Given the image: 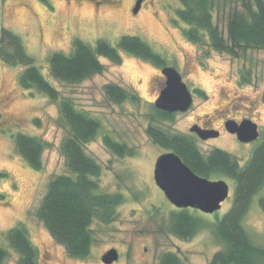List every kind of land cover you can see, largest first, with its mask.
Masks as SVG:
<instances>
[{
    "label": "rangeland",
    "instance_id": "rangeland-1",
    "mask_svg": "<svg viewBox=\"0 0 264 264\" xmlns=\"http://www.w3.org/2000/svg\"><path fill=\"white\" fill-rule=\"evenodd\" d=\"M137 1L0 0V27L21 36L35 65L62 98H71L78 108L101 121L102 132L85 148L102 165L101 190L125 195L111 222H93L90 255L69 256L36 214L51 178L68 172L62 152L68 126L56 101L20 86L19 75L25 66L8 64L0 56V172L7 173L0 180V243L10 251L5 264H18V254L8 245L6 233L19 224L27 228L38 249L39 264H105L102 257L113 248L119 259L112 264H156L167 251L178 253L183 264H209L222 248L213 229L206 225L190 239L170 232V214L177 207L154 178L156 160L166 150L153 141L147 129L155 125L170 133L192 135L204 154L222 148L245 165L264 132V49H250L233 57L214 50L207 36L201 44L194 43L185 36L187 25L176 14L180 0H143L135 13ZM236 1L216 0L214 20L224 30ZM123 35L141 37L166 60V66L179 70L193 93L189 110L177 112L172 120H157L155 101L166 84L163 67L125 51L119 64L100 57L104 71L79 83L50 75L48 57L54 51L70 53L76 37L92 46L99 38L117 46ZM245 74L249 77L246 82ZM109 83L123 87L135 100H110L104 90ZM243 117L259 124V139L241 142L222 123L223 118ZM195 123H206L222 133L202 140L191 131ZM19 132L39 136L47 143L42 169H33L17 152L13 136ZM106 134L133 149V154L122 157L113 153L103 142ZM216 179L229 183L230 194L214 213L196 210L210 223L218 222L233 203L234 181L225 176ZM262 195L264 188L255 195L244 224L254 243L264 247Z\"/></svg>",
    "mask_w": 264,
    "mask_h": 264
},
{
    "label": "trees",
    "instance_id": "trees-1",
    "mask_svg": "<svg viewBox=\"0 0 264 264\" xmlns=\"http://www.w3.org/2000/svg\"><path fill=\"white\" fill-rule=\"evenodd\" d=\"M180 3L176 14L187 25L184 34L190 41L201 44L207 36L214 50L233 57L250 49H264V0H237L228 15L226 30L214 20L216 0H180ZM123 51L157 66H166V60L136 35L121 36L117 46L104 38H99L92 46L76 37L70 53L54 51L48 57L50 75L59 81L79 83L104 71L100 57L119 64ZM0 56L8 64L25 66L19 75L22 88L36 89L59 105L61 119L68 126V135L62 142L68 172L51 178L36 214L69 256L88 257L94 243L93 222H111L117 207L125 200L123 193L101 190L102 165L85 148L100 135L102 123L78 108L71 98H62L43 70L35 65L21 36L6 27H0ZM243 80L246 82L249 77L245 74ZM104 90L116 103L135 100V95L114 83L106 84ZM155 111L157 120H172L175 115L156 108ZM35 121L39 123V119ZM147 132L158 146L176 152L197 174L212 180L225 176L235 183L232 206L218 222L206 221L193 208H175L170 214V232L181 239H190L199 229L209 226L222 244L209 264H264V247L254 243L244 224L255 195L264 188V132L243 166L237 156L222 148L216 147L204 154L192 135L170 133L155 125H150ZM13 137L20 156L33 169H42L47 143L39 136L23 132ZM103 142L122 157L134 152L108 134L103 136ZM6 177L7 173L0 172V180ZM259 205L264 212V195L259 197ZM6 240L18 254V264H39V251L25 226L11 227ZM9 254L8 248L0 243V264H5ZM156 264H183V260L178 253L167 251Z\"/></svg>",
    "mask_w": 264,
    "mask_h": 264
},
{
    "label": "water",
    "instance_id": "water-1",
    "mask_svg": "<svg viewBox=\"0 0 264 264\" xmlns=\"http://www.w3.org/2000/svg\"><path fill=\"white\" fill-rule=\"evenodd\" d=\"M142 1H137L135 13L140 9ZM162 73L166 77V84L155 101L156 109L169 113L189 110L193 104V93L183 80L182 74L168 65L162 68ZM226 129L235 133L241 142H253L261 134L259 125L250 118L241 122L229 119L226 121ZM191 131L202 140L219 136L218 130L202 128L197 124L191 127ZM154 178L167 199L177 208H193L204 213H214L222 207L230 194V186L226 180H212L197 174L174 151H166L157 158ZM118 259L119 253L115 248L102 257L105 264H112Z\"/></svg>",
    "mask_w": 264,
    "mask_h": 264
},
{
    "label": "flooded vegetation",
    "instance_id": "flooded-vegetation-1",
    "mask_svg": "<svg viewBox=\"0 0 264 264\" xmlns=\"http://www.w3.org/2000/svg\"><path fill=\"white\" fill-rule=\"evenodd\" d=\"M177 112H175V114H176ZM245 118H250V117H243V119H245ZM229 119H234V118H223V120H222V123H223V125L225 126V129H226V121L227 120H229ZM243 119H240V120H237V119H234V120H236V121H238V122H241ZM250 119H252V118H250ZM253 120V119H252ZM254 121V120H253ZM256 122V121H255ZM257 123V122H256ZM199 125L200 127H202V128H209V129H215V130H218L219 131V135L222 133L221 132V130H219V129H217V128H214V127H209L208 125H206V123H204V124H198V123H195L194 125ZM258 124V123H257ZM259 125V124H258ZM227 130V129H226ZM228 131V130H227ZM229 132V131H228ZM193 133H195V132H193ZM231 133V132H230ZM196 134V133H195ZM235 137H237V135L235 134V133H232ZM261 136V135H260ZM260 138V137H259ZM258 138V139H259Z\"/></svg>",
    "mask_w": 264,
    "mask_h": 264
}]
</instances>
